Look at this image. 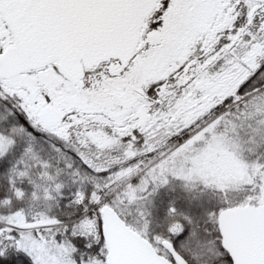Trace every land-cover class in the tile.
I'll list each match as a JSON object with an SVG mask.
<instances>
[{"label":"snow or ice","instance_id":"6c2138e0","mask_svg":"<svg viewBox=\"0 0 264 264\" xmlns=\"http://www.w3.org/2000/svg\"><path fill=\"white\" fill-rule=\"evenodd\" d=\"M0 264H264V0H0Z\"/></svg>","mask_w":264,"mask_h":264}]
</instances>
